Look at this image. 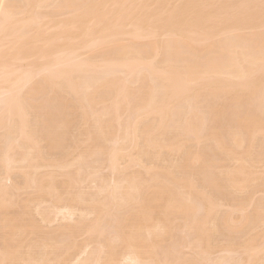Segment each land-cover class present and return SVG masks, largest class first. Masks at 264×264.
Segmentation results:
<instances>
[{
	"label": "bare ground",
	"instance_id": "6f19581e",
	"mask_svg": "<svg viewBox=\"0 0 264 264\" xmlns=\"http://www.w3.org/2000/svg\"><path fill=\"white\" fill-rule=\"evenodd\" d=\"M0 131V264H264L262 0H0Z\"/></svg>",
	"mask_w": 264,
	"mask_h": 264
},
{
	"label": "rangeland",
	"instance_id": "374dc122",
	"mask_svg": "<svg viewBox=\"0 0 264 264\" xmlns=\"http://www.w3.org/2000/svg\"><path fill=\"white\" fill-rule=\"evenodd\" d=\"M229 122L231 123L232 120H229ZM229 122H228V123H229ZM226 123H227V122H226ZM224 125H226V124H224ZM228 125H229V124H228ZM0 133H1V131H0ZM77 133H78V132H75V134H77ZM207 142H209V141H207ZM263 142H264L263 139L261 140V138L259 137V144H258L259 146H258V150H260L261 153H264V151H263V149H264V143H263ZM210 143H211V142L207 143V144H209V145L206 146V147H204V146L207 145V144H206V143H205V144L203 143L202 145H204V146H203L204 149L211 147V146H210ZM67 144H68V142H67ZM200 145H201V143H200ZM200 145H199V148H202ZM211 145H212V149H213V151H212V149H210V152H209L208 158H209V157L211 158L210 153H211V151H212L211 155H212V156L214 155V156H213V157H214L213 159L216 160L217 157L220 158V157L218 156L219 153L217 154V156H215L216 153H217V152L214 151L215 148H213L215 145H214L213 143H212ZM213 145H214V146H213ZM192 146H193V145H192ZM194 146H195V148L198 147V145H196V143H194ZM194 146H193V147H194ZM262 146H263V147H262ZM64 147H66V142H65V145L62 147V150H61V149H58V150H56V153H53V152H55V151H52V154H54V155H55V154H56V155L60 154V153H59V150H60V152L63 151V150H64ZM259 147H260V149H259ZM261 148H263V149L261 150ZM206 151H207V150H206ZM260 152H258V153H260ZM57 153H58V154H57ZM166 153H168V152H166ZM166 153H165V154H166ZM214 153H215V154H214ZM169 154H170V153L166 154L165 157H166L167 155L169 156ZM207 154H208V151H207ZM173 155H175V154H173ZM168 156H167V157H168ZM220 156H221V155H220ZM171 157H174V156H171ZM176 157H178V155H177V156L175 155L174 160H173V158L171 159L170 157H169V159H170L171 161L173 160V161H174L173 163L177 164V161L175 160V159H177ZM218 158H217V160H218ZM221 158H222V156H221ZM166 159H167V158H166ZM169 159H168V160H169ZM178 159H179V157H178ZM168 160L164 161L165 164H164V162L162 161V162H163V165H164L165 167H167V165H170V163H169ZM215 160H213V161H215ZM175 161H176V162H175ZM227 161H228V160H227ZM227 161L222 160L221 162H220V161H219V162H220V164H221L222 162H225L224 165H226V164H230V163H231V161H228V163H227ZM167 162H168V163H167ZM178 162H179V161H178ZM160 164H161V163H160ZM233 164H234V163H233ZM233 164L231 163L230 166H233ZM163 165H162V166H163ZM257 165H258V164H257ZM261 165H262V164H261ZM261 165H260L259 167H261ZM171 166H172V165H171ZM171 166H170V167H171ZM197 166H199V165H197ZM259 167L256 166L254 170L257 169V170H256V171H258L257 173H258L259 175L262 174V175L264 176V174H263V173H264V169H263L264 167H263V166H262L261 168H259ZM197 168H198V167H197ZM258 168H259V169H258ZM107 169H108L107 167H104V168H103V170H106V171H104V172H103V170H102L103 174H105V175H106V174H107V175L110 174V176H111L112 173H111L110 169H108V170H107ZM137 169H139L137 166L135 167V169H134V167H133V170H134V171L137 170ZM259 171H261V172H259ZM262 171H263V172H262ZM201 173H202V172H201ZM200 175H201V174H200ZM19 176H20V175H19ZM19 176H18V174L15 175V177H14L15 180H18V179L21 180V178H20ZM18 177H19V178H18ZM201 178H202V179L200 180V177H199V180L201 181V184H202V180H203V182H204V179H203V177H201ZM19 180H18V181H19ZM261 181H262V180H261ZM261 181H260V182H261ZM7 182H8V180H7ZM256 183H258V182L256 181ZM256 183H255V184H256ZM255 184H253L254 186H253V185L251 186V187H252L251 190H254L255 192H254V191H249V190H250V189H249L248 191H246L245 193H243L245 196H244L243 194H240V193H239V194H240L241 197L244 196V198H246V199H244V200H246V202L248 201L247 203H245V205H246V207H247V210H249V211H247V210L245 209V210H246L245 212H247V213L250 212V214H251V212H253V211L255 212V207H258V206L260 205V206H262V207H260V212L263 211L261 214L264 215V209L261 210V208L264 207V206H263V205H264V203H263V202H264V196H263V195H264V186H263L264 184L261 183V185H260V183H259V186H258V184H257V186H258L257 188H258V189L256 188V185H255ZM82 185H83V186H80V188L83 189V190L86 189L85 191H89V190H91V188H92V190H94V186H95V184H87V183H84V184H82ZM88 186H89V187H88ZM90 186H91V187H90ZM260 186H261V187H260ZM83 187H84L85 189H84ZM259 187H260V188H259ZM78 188H79V187H78ZM88 188H89V189H88ZM261 188H262V189H261ZM81 189H80V190H81ZM87 189H88V190H87ZM256 189H257V190H256ZM23 190H25V189H23ZM23 190H21V191H23ZM210 190H211V189H210ZM224 190H225V191H224ZM230 190H231V189H228V188H227V192H226V189H223V191H224L223 194H220V193H222V190H220L221 192H219V193H218L217 190H214V191H216V192H214V191L212 190V191L214 192V194H215L216 196H218V198H220V199L222 198V199H221V202H222V203L225 202V204L223 203V205L221 206V210L224 209V211H223V210H222V211L220 210V216H221V214H222L223 212H224V214H226L225 212H227L228 210H230L231 208H233V206L235 205V204H233V203H235V200H234L235 197H237V198L240 197V196L238 195V193H237V194H236V193H233V191H232V194H233V195L236 194V196L231 195V193H230L231 191H230ZM259 190H260V191H259ZM21 191H20V192H21ZM25 192H26V191H25ZM225 192H226V193H225ZM228 192H229V193H228ZM250 192H251V193H250ZM217 193H218V194H217ZM246 193H247V194H246ZM254 193H255V195H254ZM23 194H26V193H24V191H23ZM230 195H231V196H230ZM24 196H25V195H22V193H21L22 200L25 199V198H23ZM228 196H229V197H228ZM261 196H262V197H261ZM232 197H233V199H232ZM241 197L239 198L240 200H241ZM247 197H248V198H247ZM252 197H253V198H252ZM258 197H259V198H258ZM260 197H261V198H260ZM224 199H225V200H224ZM226 199H227V200H226ZM231 199H232V200H231ZM247 199H248V200H247ZM251 199H252V200H251ZM253 199H256V202H255V200H253ZM223 200H224V201H223ZM228 200H231V201H228ZM233 200H234V201H233ZM227 201H228V202H227ZM249 201H250L251 203H250ZM226 202H227L228 204H227ZM260 202H261V203H260ZM230 203H231L233 206H232ZM249 203H250V204H249ZM254 203H255V204H254ZM257 204H258V206H256ZM229 205H230L231 207H230ZM248 205H249V206H248ZM223 206H224V207H223ZM250 206H251V207H250ZM252 206H254V207H252ZM246 207H245V208H246ZM252 209H253V210H252ZM231 210H232V209H231ZM231 210H230V211H231ZM34 211H35V212H34ZM32 212L34 213V214H33V215H34V219H36V220L38 219V221L41 222L40 216L37 214V211H36V209H34V207L32 208ZM80 212H81V211H80ZM80 212L77 211V213L74 214L73 217L76 218V219H78V218H79L78 215H79ZM35 213H36V214H35ZM235 214H237V212H235ZM252 214H254V213H252ZM35 216H36V217H35ZM235 216H237V215H235ZM238 216H239V215H238ZM59 217H60V216H59ZM59 217H58V219H55V220H54L53 222H51V223H47V224H46L45 222H41V223H40V226H42V229H43L44 231H51V229H52V230L57 229L58 226H59L61 223H63V222H67V221H66L67 219L64 220V219H62L61 217H60V218H61L62 220L60 221V218H59ZM73 217H72V218H73ZM74 218H73L72 220H69V219H68V221H71V223H72V221L76 220V219H74ZM262 219H263V220H262V222H263V221H264V218H262ZM56 220H57V221H56ZM76 221H77V220H76ZM76 221H74V222H76ZM259 221H260V220H259ZM259 221H258V222H259ZM60 222H61V223H60ZM74 222H73V223H74ZM259 223H260V222H259ZM259 223H257V229H258V231H260L262 228L264 229V224L260 223V225H259ZM57 224H58V225H57ZM102 224H103V223H102ZM43 225H44V226H43ZM54 225H55V226H54ZM56 225H57V226H56ZM262 225H263V226H262ZM46 227H47V228H46ZM50 227H51V228H50ZM258 227H261V228H258ZM257 229H255L254 232H255ZM263 229H262L261 231H263ZM258 231H256V232H258ZM261 231L258 232V233H261ZM219 232H220V233L222 232V235H221V234L218 235ZM219 232H216V234H215V236H214V239H216V241H215V245H216V244H219V242H220V244H222V243H223V244L226 243L225 241L228 240V239L231 240V239H232L231 235L234 234V233H230V231L227 232L226 229H220ZM247 233H248V232H247ZM244 234H245V232H244ZM223 235H224V236H223ZM245 235L247 236V234H245ZM78 236H79V238H78ZM78 236H77V238H76V241H79V243H84V240H86V239L88 238L87 233H84V234L82 233V235L80 234V235H78ZM222 236L225 237V238H224V240L226 239L225 241H223V237H222ZM228 236L231 237V238H229ZM234 236H235V238L238 239V241H237L236 239H234V241L241 242V239H242V238H244V239L246 240L245 236H243V234L241 235V233H240V234L238 233V235H233V238H234ZM239 236H240V237H239ZM242 236H243V237H242ZM227 237H228V238H227ZM83 238H84V239H83ZM218 238H219V239H218ZM240 238H241V239H240ZM244 239H242V240L244 241ZM219 240H220V241H219ZM215 249H216V250H215ZM191 250H192V249H191ZM191 250H190L189 248H185V253H186V255H188L189 253H190V255L193 254V252H192ZM214 250H215V251H214ZM187 251H188V252H187ZM211 252H212V254H211L212 257H214V255L217 257V258H216V257L213 258V261H212L213 263H216L217 260H219L218 257H219L220 255L223 254V252H222V250H221V247H219V248L216 247V248H214ZM242 253H243V254H242ZM235 254H236V253H235ZM237 254H238L239 256H237ZM237 254H236V257H241V254H242V258L244 257V260H245V261L243 260V263H246V258L248 259V257H249V256H248L249 253H247V252H239V253H237ZM246 254H247V255H246ZM217 255H218V256H217ZM219 258H220V257H219ZM75 259H76V258H75ZM215 260H216V261H215ZM184 264H187V263H184Z\"/></svg>",
	"mask_w": 264,
	"mask_h": 264
},
{
	"label": "snow or ice",
	"instance_id": "6c2138e0",
	"mask_svg": "<svg viewBox=\"0 0 264 264\" xmlns=\"http://www.w3.org/2000/svg\"><path fill=\"white\" fill-rule=\"evenodd\" d=\"M262 2H264V0H262Z\"/></svg>",
	"mask_w": 264,
	"mask_h": 264
}]
</instances>
